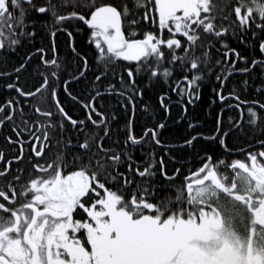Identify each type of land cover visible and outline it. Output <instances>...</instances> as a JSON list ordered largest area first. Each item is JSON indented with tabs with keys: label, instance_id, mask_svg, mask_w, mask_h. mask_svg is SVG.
<instances>
[{
	"label": "snow or ice",
	"instance_id": "6c2138e0",
	"mask_svg": "<svg viewBox=\"0 0 264 264\" xmlns=\"http://www.w3.org/2000/svg\"><path fill=\"white\" fill-rule=\"evenodd\" d=\"M81 31L94 68L77 46ZM25 44L31 50L0 73L15 76L5 87L16 93L0 103L11 149L0 146V264H264V139L238 153L227 143L248 128L264 137V0H0L4 63ZM237 74L245 79L229 88ZM158 84L168 91L139 110L165 118L137 134L138 101ZM209 85L211 128L197 131L192 118L181 143L165 146L172 108L187 116ZM250 90L259 98L242 100ZM105 94L115 106H97ZM120 120L123 137L113 139ZM146 143L164 154L135 160Z\"/></svg>",
	"mask_w": 264,
	"mask_h": 264
},
{
	"label": "trees",
	"instance_id": "16d2710c",
	"mask_svg": "<svg viewBox=\"0 0 264 264\" xmlns=\"http://www.w3.org/2000/svg\"><path fill=\"white\" fill-rule=\"evenodd\" d=\"M47 43V41H45ZM58 43L60 44V54L64 55L68 53V49L65 45V40L63 37H58ZM76 43L77 46L80 50L85 52L88 57H89V63L90 65L94 68L95 67V62H94V46L89 45L88 40H87V34L86 31H81L79 35L76 36ZM231 46L236 47L237 46V41L233 38V40L229 41ZM36 46L39 47V39L36 41ZM31 47L25 44L23 47L17 49V51L11 55H8L6 57L7 63H4L5 57L3 54H0V73H5L8 72L10 73L12 71V68L15 67L18 62H20L21 58L26 54L27 51H30ZM238 51H240L242 54H246L248 56H253V55H258V53L253 52V50L249 47H245L243 45L238 47ZM214 55L218 57V54L214 52ZM36 61L33 60L32 64L33 66L35 65ZM240 67H243L244 65L240 64ZM74 67V65H73ZM117 71H119V68H117ZM256 74L253 73V76ZM92 77V73H88V77L86 79H90ZM245 79L242 75H234L232 79L229 81V88H231L232 84L236 80H242ZM15 80V76H12L11 79H9L7 76H4L3 78H0V103H3L4 100L12 98L16 95V93L11 90L7 89L5 87L6 83H10ZM111 80V78H110ZM112 83H115L114 80H111ZM33 83L32 77L29 74V72H22L20 73V84L21 86H24L27 84L30 88L31 84ZM83 83L81 84H74L72 85V88H74L76 91H80V89L83 87ZM249 83L251 84L252 81L251 79L249 80ZM258 84L259 81H256ZM163 88L164 91H168V86L167 84H158L156 89L150 90L143 98V100L138 101V110H139V105L141 104H155L157 103L155 99V93L156 95L159 94V89ZM211 87L212 85H209L208 89H206V94L203 96V102L197 101L196 105H189L188 106V115L187 116H181V109L177 105L176 107H173L171 110L170 115L167 117V128L163 132L162 140L167 147H172L173 145H177L181 143V138L185 137L188 135V130H187V122L190 121L192 118H195L196 120L200 121L203 125L202 128L197 129V131H204L208 128H211L212 123H213V118L212 115L209 114L208 108H209V101L211 99ZM172 100L177 101V96L175 94H171ZM83 98V97H82ZM259 97H256L250 90L249 94H246L241 97V99H257ZM61 102L66 103L69 105V108L67 110L70 111V114L74 115V118H83V110L78 107L72 105L70 101H68L64 96H61ZM29 103H34V101H29ZM116 104V98L114 95H108L105 94L103 97H101L100 101L97 102V106L100 107L103 105V107H108L109 105L115 106ZM223 105H221L222 107ZM243 108L244 106L241 105ZM118 110V108H117ZM25 111H28V108H25ZM53 111L55 109L53 108ZM140 111V115L138 119L136 120L135 126H134V131L137 134H143L142 133V127L145 126V121H149V125L151 124V121L155 118L157 121L159 119H164V114L163 113H158L155 117H153L151 114H145L142 110ZM216 111H219V108L216 109ZM229 116H236L239 118V111H232V112H225L224 114V120H225V125L227 126V120ZM124 124L123 120H120L118 123H113L112 128H113V139L117 138H122L123 137V130H122V125ZM67 132L66 135H72L73 137L75 136V133L72 131L71 126L67 125ZM247 127V125H246ZM8 129V128H7ZM9 131V129H8ZM211 133L205 131V135H210ZM264 139L260 135L259 129H251L248 128L247 134L243 132H233L232 135L228 138V148L232 150V152L236 150H240L245 147H249L254 143L256 140ZM202 146H205V142L201 141L200 142ZM216 152L219 153L221 156L224 155V152L222 149L217 147L216 145H212ZM155 152L156 156L159 157L160 155L164 154L162 149L158 146H154L152 144L146 143L143 148H136L134 150V159L135 160H142L145 158L147 155L150 153ZM175 154V153H173ZM230 157V156H228ZM180 159H184L185 156L182 155L178 157ZM169 167L172 168L174 167L171 163H169Z\"/></svg>",
	"mask_w": 264,
	"mask_h": 264
},
{
	"label": "flooded vegetation",
	"instance_id": "af4514ba",
	"mask_svg": "<svg viewBox=\"0 0 264 264\" xmlns=\"http://www.w3.org/2000/svg\"><path fill=\"white\" fill-rule=\"evenodd\" d=\"M233 102H234V101L230 100L228 103L231 104V103H233ZM8 134H9V131H8L7 127H5L2 131H0V146H3V147L5 148L6 151H11V149H8L7 145H5V144H4V141H3V137H4L5 135H8ZM254 143H255V142H254ZM254 143H252V145H253ZM252 145H250L249 148H250ZM25 150L27 151V146H26V149H25ZM238 152H239V150H236V151H234L233 153H238ZM233 158H243V154L240 153L239 155H235V156H230V157H228L229 161H231V159H233ZM15 167H17V165H13V168H15Z\"/></svg>",
	"mask_w": 264,
	"mask_h": 264
}]
</instances>
